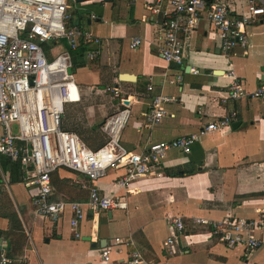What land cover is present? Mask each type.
Returning a JSON list of instances; mask_svg holds the SVG:
<instances>
[{
	"label": "crops",
	"instance_id": "crops-1",
	"mask_svg": "<svg viewBox=\"0 0 264 264\" xmlns=\"http://www.w3.org/2000/svg\"><path fill=\"white\" fill-rule=\"evenodd\" d=\"M221 1L234 15L246 13L245 0ZM152 5L151 0L73 3L75 15L72 11L70 19L75 24L83 19V28L101 44L80 42L77 50L64 42L46 45L50 59L70 56L80 94L78 102L65 107L63 129L77 134L93 150L105 145L101 127L122 108L120 99L107 91L112 86L131 102V117L122 133L130 152L142 153L150 144L190 136L224 118L230 119L229 127L203 136L190 154L168 152L156 174L128 189L118 185L124 170H109L96 186L104 196H119L126 208L89 213L81 224L80 239L69 225V210L57 224L36 215L31 202L35 190L26 187L25 170L0 157V254L5 251L12 264H105L106 249L111 252L108 264H131L136 252L142 264H264V230L257 233L262 247L249 252L243 247L227 249L192 224L193 218L256 219L264 212V100L229 97L230 70L248 92L264 85V16L246 27L247 48L237 47L229 56L213 26L200 22L183 38V81L170 85L166 76L181 70L159 55L168 8L162 5L156 12ZM134 38L143 44L132 50ZM127 75L134 79L125 80ZM160 94L176 101L166 105L167 116L159 124L150 125L149 103ZM52 184L53 202L89 200L84 186L92 183L84 175L61 169ZM172 217L183 218L187 230L169 253L164 243L174 235Z\"/></svg>",
	"mask_w": 264,
	"mask_h": 264
},
{
	"label": "built area",
	"instance_id": "built-area-1",
	"mask_svg": "<svg viewBox=\"0 0 264 264\" xmlns=\"http://www.w3.org/2000/svg\"><path fill=\"white\" fill-rule=\"evenodd\" d=\"M150 7L158 12L166 5L167 19L160 32L159 55L169 65L181 70L175 76H166V82L177 85L183 81L184 37L195 30L203 20L209 22L218 33L221 49L226 56L237 47L247 48L246 27L264 16V0H245L246 13L233 14L227 3L214 0H151ZM76 0H0V157L19 163L26 172L25 185L35 190L32 206L41 218L57 224L66 212H71L69 225L76 239L82 238L81 224L89 213H99L126 208L116 195L104 196L96 183L109 170H124L118 185L128 189L131 185L152 174L160 167L172 150L190 154L196 142L210 132L224 130L230 119L224 118L208 124L199 132L172 141L150 144L142 153L128 151L122 144V133L131 117L128 99L112 86L107 89L119 98L122 108L110 116L101 129L106 143L93 150L75 133L62 127L65 106L80 100L69 55L50 59L45 50L47 44L64 42L71 50H77L80 42L99 45L101 40L90 30L67 26L69 9ZM92 18H95L93 16ZM143 41L134 38L130 48L138 49ZM91 54V58L97 56ZM194 74H199L195 70ZM229 97L264 100V85L248 92L238 84L235 72ZM154 86L148 85L152 92ZM176 101L164 95L151 98L146 120L150 125L159 124L167 116L166 105ZM66 169L89 179V200L78 202H53V175ZM161 176V174H158ZM192 224L206 230L227 249L243 247L249 252L260 249L262 239L257 235L264 230V212L256 219H232L221 221L193 218ZM169 225L173 232L164 247L169 250L185 235L187 223L183 218L172 217ZM117 243H122L117 239ZM110 250H103L105 264L110 261ZM141 255L133 254L131 264H142ZM0 264H12L5 251L0 254Z\"/></svg>",
	"mask_w": 264,
	"mask_h": 264
},
{
	"label": "trees",
	"instance_id": "trees-1",
	"mask_svg": "<svg viewBox=\"0 0 264 264\" xmlns=\"http://www.w3.org/2000/svg\"><path fill=\"white\" fill-rule=\"evenodd\" d=\"M208 4H210L211 2H213V0H205ZM75 9V8H74ZM78 15L80 14L78 11L76 12ZM73 15H75V11H73V14H72V16ZM71 15H69V19H68V21H67V26L69 27V28H71V27H74V26H78V27H80V28H83V26H82V23L81 22H83V19H81V20H79V21H81V22H79V23H74L71 19ZM71 21H72V23H71ZM16 164H18V165H20L19 163H16ZM54 177H55V174L53 175V177H52V182L54 181Z\"/></svg>",
	"mask_w": 264,
	"mask_h": 264
},
{
	"label": "water",
	"instance_id": "water-1",
	"mask_svg": "<svg viewBox=\"0 0 264 264\" xmlns=\"http://www.w3.org/2000/svg\"><path fill=\"white\" fill-rule=\"evenodd\" d=\"M85 1H89V0H76V2L77 3H81V2H85ZM70 73H73V71H72V68L70 69V71H69ZM125 80H133L134 79V77H132V76H124L123 77ZM130 101H125V105H127V106H130Z\"/></svg>",
	"mask_w": 264,
	"mask_h": 264
},
{
	"label": "rangeland",
	"instance_id": "rangeland-1",
	"mask_svg": "<svg viewBox=\"0 0 264 264\" xmlns=\"http://www.w3.org/2000/svg\"><path fill=\"white\" fill-rule=\"evenodd\" d=\"M72 5H73V4H72ZM73 9H74L73 6L69 9V15L72 13ZM58 51H59V50H56V51H55V55L58 53ZM65 107H67V106H65ZM122 144H123V142H122Z\"/></svg>",
	"mask_w": 264,
	"mask_h": 264
}]
</instances>
